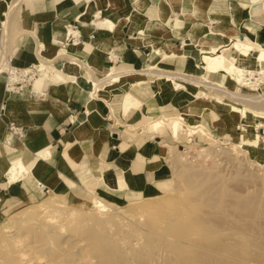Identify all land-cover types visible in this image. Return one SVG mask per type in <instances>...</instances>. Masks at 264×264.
I'll return each instance as SVG.
<instances>
[{
	"label": "crops",
	"instance_id": "obj_1",
	"mask_svg": "<svg viewBox=\"0 0 264 264\" xmlns=\"http://www.w3.org/2000/svg\"><path fill=\"white\" fill-rule=\"evenodd\" d=\"M6 1L0 0V21ZM25 1L22 27L27 31L13 45V64L29 66L37 61L39 54L52 58L58 48L68 45L87 54V57L77 58L89 62L96 74L105 73L111 67L127 68L133 70V77L91 98L89 75L84 65L51 78L35 75L27 82L30 86L20 91L7 90L5 73L0 75V219L50 190L67 194L76 186L107 191L114 198H123L144 193L151 184L156 188L164 185L170 174L162 160L165 149L161 141L166 139L160 137L178 138L185 130L174 137L173 125L168 124L149 137L141 124L154 117L170 118L184 112L192 122L203 121L214 132L216 120L209 116L210 110L205 111L206 108L192 102L198 90L196 85L189 83L195 87L194 93L178 112H173L165 101L157 99L163 91L168 94L172 87H162L154 93L152 75H144L140 79L142 83L137 85L135 81L142 75L134 70L160 64L166 70L194 73L199 63L198 45L228 43V39L239 32L235 17L243 20L252 34L264 37V0H168L171 9L167 8L164 13L160 11L159 0H145L142 11L145 16L157 21L159 17H170L171 24L154 23L150 28L137 25L131 30L123 15L132 7L133 0ZM86 4L90 10L83 18L81 14ZM95 12L100 13L96 21L107 17L115 22L114 27L109 28L106 23L93 24ZM69 24L81 31L77 42H66ZM172 27L176 33L180 30L181 35ZM191 32L196 36L195 42L186 45ZM112 54H116L115 59ZM251 56L243 57L249 61ZM53 61L58 62H53V67L60 69L64 68L66 58L57 57ZM207 75L219 83H226L230 77L222 72ZM54 84L58 89H54ZM186 93V89L178 91L182 96ZM213 104L221 110L215 98ZM225 104L227 109L231 105L228 101ZM87 110H94V115L89 117ZM228 110L221 111L231 112ZM236 125L237 122L229 120V127L241 132L242 128ZM10 127L21 129L20 135ZM217 127L220 133L224 131L223 125L217 124ZM7 135L10 136L6 140ZM43 151H48V155L40 159ZM18 157L29 171L21 179L11 181L5 169ZM108 178L111 181H107Z\"/></svg>",
	"mask_w": 264,
	"mask_h": 264
},
{
	"label": "bare ground",
	"instance_id": "obj_2",
	"mask_svg": "<svg viewBox=\"0 0 264 264\" xmlns=\"http://www.w3.org/2000/svg\"><path fill=\"white\" fill-rule=\"evenodd\" d=\"M11 1L15 7L18 0ZM144 1L133 0L132 7L124 13L123 18L128 29L131 30L137 25L150 28L154 24L152 19L142 12L145 6ZM159 5L161 13H164L167 8L171 9L168 0H159ZM87 6L89 8V5ZM233 9L237 11L235 8ZM84 12L82 11L81 17ZM99 16V12L93 14L91 20L93 24L106 23L109 28L114 27L115 22L107 17L101 22L96 21L95 19ZM167 19L159 17L156 22L159 26H170ZM161 21L163 25H161ZM234 21L239 25V32L234 33L228 39L229 43L224 46L208 45L199 48L198 57L204 73L171 71L157 66V64L134 71L141 75H152L150 81L154 93L165 85L176 89L181 88L184 86L182 82L184 81L198 87L215 89L233 100H248L255 112L258 107L264 106V91L240 93L217 85L206 77V72H228L236 82L249 85V87L257 84V81L264 80V37L252 34L250 28L238 17H235ZM193 27L197 28V26ZM67 30L68 34L74 36V42H77L80 37L78 29L69 25ZM6 34L2 33L0 36V58L5 53ZM195 39L194 32L189 33V42L186 45L195 42ZM39 46H43L42 42ZM154 52H157V49ZM239 53L244 56L252 53L251 55L255 59L248 61L243 56L237 57ZM172 54H174L173 51ZM80 55L86 56L87 54L77 47H73L71 50L60 47L57 49L55 57L45 58L39 54L38 56L41 58L39 64H30V67L26 66L21 71L27 72L33 67V72L37 74L36 78H42L45 74V67L49 66L48 60L65 57L66 67L64 70L69 73L73 71L74 66L84 65L85 68H89L91 85L89 96L91 98L95 97V92L103 90L104 87L112 88L121 85L128 78L133 77V70L127 68L117 70L112 67L100 76L89 67L87 62H82L77 58ZM115 55L112 54L111 57L115 59ZM2 68L3 65L0 64V70ZM15 68L11 62L5 68V76L8 75V81L11 84L18 80ZM255 74L257 75L255 76ZM141 83V80L135 81L137 85ZM27 85L30 86L29 83L22 84L21 87L14 88V90L23 89ZM53 86L54 89H58L56 84ZM183 89L181 88L179 91ZM32 90L33 88L30 89V91ZM199 92L195 93L193 98L204 94L203 90H199ZM127 95L131 96V94ZM215 100L217 104L221 103L219 98H215ZM231 108L235 112H243L241 107L234 104L231 105ZM90 112L87 111V114L92 117ZM255 113L258 117L256 127H263L264 115ZM164 116L152 118L148 120V123L141 124V128L148 132L147 136L153 137L156 131L166 128L167 123L170 122L173 123L172 135L174 137H178L185 130L183 134L191 140L192 134L205 129L200 123L186 124L182 115L170 118ZM207 134L211 135L208 132ZM239 135L238 142L221 139L215 143V147L212 146L209 150L207 147L211 145L201 146L200 150L195 152L196 156L202 154L209 156L211 155L208 154L209 152L215 151L217 156L222 153V156H225L222 160L226 158L227 161H233V165L238 161L235 164V169L238 167L239 172H249L247 174L253 177L255 172L252 169L249 170L253 164L250 162L243 166L244 163L240 160L239 155L245 144L264 145V137L260 138L258 133L250 134L246 131L240 132ZM161 143L167 147V153H165L167 159H165L172 163L180 159L182 162L185 159L183 157H186V152L193 150L191 141L187 142L185 155L182 157L175 151L174 145L165 140H162ZM47 155L48 151H43L40 152L39 157L41 159ZM212 157L215 158V155ZM229 165H231L230 162ZM185 169L187 170L184 167L183 170L186 171ZM189 170L183 175V185H185L182 191L183 203L174 208L172 204L175 201L164 199L166 196H162L159 200H153L144 205L138 204L135 207L139 208L138 210L145 209L144 207L149 205L158 208L146 210L135 219L126 221L110 213L109 210L113 205L97 195L88 198L91 207L97 211L92 213L79 211L73 206H65V194L61 191L52 192L47 198L45 210L34 209L24 212L23 217L14 221L16 226L14 228L17 231H12L13 233L8 231L0 237V264H264V183H259L258 188H255L254 191H249L246 188V190H234L226 182L228 181L227 175L223 176L218 172ZM28 171L29 168L18 157L12 159L5 169V174L12 181L21 179L22 175ZM260 179L264 181V173L260 174ZM74 203L81 202L76 198ZM159 258L162 260L159 261Z\"/></svg>",
	"mask_w": 264,
	"mask_h": 264
},
{
	"label": "rangeland",
	"instance_id": "obj_3",
	"mask_svg": "<svg viewBox=\"0 0 264 264\" xmlns=\"http://www.w3.org/2000/svg\"><path fill=\"white\" fill-rule=\"evenodd\" d=\"M25 2H26L25 0H22V1L18 0V2H16V4H15L16 6L14 7L13 1H11V0L6 1L5 11H4L2 19L0 21V36L2 33H7L6 34L7 35V38H6L7 41H6L5 46H4L5 53L0 58V64L3 65V68L0 70V75L2 73H5V75H6L5 68L9 62H11L13 64V62H12L13 45L15 44L16 39H18V37L22 33L27 31L26 29H24L22 27V24L24 23L23 16L25 15ZM171 5H172V9H173V1H172ZM174 5L177 6V3H174ZM89 10H90V8H88L87 4L84 5V8L82 10V11H85L83 14V18L85 17L84 16L85 13H87ZM169 20H170V17H169V19H167V23L171 24L169 22ZM152 21L155 23L157 20H152ZM161 25H163V22L161 23ZM78 31H80V30H78ZM173 31L176 33V30L173 29ZM176 34L181 35L180 30ZM229 42L230 41H228V43ZM203 43L205 44L206 42L204 41ZM216 45H218V44H216ZM224 45L225 44H223L221 46H224ZM198 46L201 47V45H198ZM218 46H220V44ZM61 47L67 48L68 45L61 46ZM68 48H69V50H71L70 47H68ZM248 55H249V53H248ZM248 55H246V56H248ZM239 56H244V55L239 53L237 55V57H239ZM40 59L41 58L38 57L37 61L34 62V64L35 63L39 64ZM251 59L254 60L255 57L251 56L250 60ZM53 60L47 61L49 63V66L45 67L44 77H50L51 78L55 74L60 75L63 72H67L66 70H64V68L66 67V62H65L64 68L57 69L56 67H53L52 63L54 62V64H55L58 62L53 61ZM198 60H199V57H198ZM87 63H89V62H87ZM190 63L191 62L189 59L188 66L190 65ZM31 64H33V63H31ZM200 64L201 63L199 60V63H197V66L193 69V72L195 74L204 73L202 71V68L200 67ZM245 64L247 65V63H245ZM13 65L15 67H18L16 64H13ZM159 66H161V65L159 64ZM263 66H264V62H263ZM161 67H163V66H161ZM32 71H34V68L32 69ZM89 71H90L89 68H86V73L90 77ZM185 72H187V71H185ZM220 72L223 73V71L211 72V73H220ZM207 73H210V72H206V74ZM103 74L104 73L98 74V75L102 76ZM224 74L229 75L228 72L224 73ZM256 75L257 74H255V76ZM36 76H37V74H36ZM143 77H144V75H142L141 78H137V79L140 80ZM206 77L209 80H211L212 82L216 83L217 85L225 86L231 90H234V91H237L240 93H243V92L244 93H247V92L257 93L259 91L261 92V90L264 91V80L257 81L256 82L257 84H254V86L250 85V87H249V85L236 82L234 80V78H231V77H229V81H227L226 83H219L217 81H213L208 75H206ZM182 82H183L184 86L181 88L182 89L184 88L187 90V93L185 95L182 96V95L178 94V91L181 88L176 89L170 85H165V87H167V89L172 87L168 94L165 93L166 91L165 92L161 91L162 96L159 97L157 95L158 96L157 99L160 100L161 102L165 101V104H167L169 106V109L173 112L174 111L178 112L180 110L182 104L186 103L188 101V98L190 97L191 93H194V91H195V87L190 86L189 83H186L184 81H182ZM21 84H23V82H21ZM191 84H193V83H191ZM25 87H23V89ZM108 88L109 87H104L103 90L108 89ZM197 88H198V90L196 91V93L199 92V90H203L204 94L201 95L200 97L193 98L192 102L194 103L195 106L198 105V107H200V108H202V107L206 108L205 111L210 110L209 116L210 117L212 116L213 119L216 120L215 128H214L215 131L212 132L211 129L208 128L203 121H200L199 123L201 125H203V128H205V129H203V131H201L203 136H200L198 133H196V134H193L191 136V140H189L185 134L180 135L178 138H172V137H169V135H164V136L160 137V138H165L169 144L174 145L175 151L181 156L185 155L187 142L191 141V149H193V150H191V152H186V155H185L186 157L182 156L183 158H185L182 160V162L180 161L181 160L180 159L179 161L172 163V162H169L168 160H166L167 159L165 156L166 155L165 153H167L166 152L167 151L166 145L162 146L163 149L166 150V151L163 150L164 154H163L162 160H163L165 167L167 168V170L169 171V174H170L169 175L170 178H169L168 182H166L164 185H162L159 188H156L154 185L151 184L147 187L146 192L141 193V194H132L130 196H126L123 198H114L107 191H101V190L99 191L97 189H85V188H79V187L74 186L73 188L70 189V191L67 194H65V201L67 204V205L65 204V206H67V207L73 206L77 210H79V211L81 210L84 212H92V213L97 212L93 207H91V204L88 200L89 197H93V195H97V196L103 198L104 200H106L107 202H109L113 205L111 207V209L109 210L110 213L114 214L115 216H117L119 218H122V220H125V221L135 219L136 217L142 215V213H144V211H146V210L147 211L149 209L155 210L156 208H158L157 206L149 205V206H145L144 207L145 209L138 210L139 208H135V207L138 204L144 205L146 203L152 202L153 200H159L162 198V196H166L164 199H167V200L169 199L172 202L175 201V203H173L172 205L174 206V208H176L178 206V204L183 203V201H184L183 196H182V191L185 188V185H183L184 184V181H183L184 176L183 175L185 174V172L188 169H190L189 171H197V172L206 171V172H215V173L218 172V173H222L223 176L227 175L226 178L228 181H226V182H228L227 184L230 186V188H233L234 190H238V189L239 190L240 189L246 190L247 189L249 191H254L255 188H258L259 183L263 184L264 181L262 179H260V174L264 173V145L263 144H259L256 146L251 145V144H245L241 148L242 153L239 155V157H241L243 159L240 158V160L244 163L243 166H246L247 163H250V162L253 164L251 166L252 168H249V170L252 169V171L255 172L253 177L251 175L247 174L249 172H243V173L239 172L237 170L238 167H237V169H235L236 168L235 164H237L238 161L235 162V164L233 165V163H234L233 161H229V160L227 161L226 158H224V160H222L223 157H225L224 155L222 156V153L221 154L219 153L217 156L216 155L217 153H215L216 152L215 151V152H212L213 154L209 152L208 154H211L209 156L206 154L196 156L195 152L200 150L201 146L206 147V146L211 145V146L207 147L209 150L210 147H212V146L215 147L216 146L215 143H218V141L221 139L222 140L227 139L231 142H238L240 140V137H239L240 132L237 133V131H235L234 129H231L229 127V120H233V121L237 122L236 126L242 128L241 132L246 131L250 134L258 133L260 138H263L264 137V128L263 127L264 126L259 127V128L256 127V120L258 117H257V113H255V112H258L261 115L262 114L264 115V106L258 107L257 110L254 112V107H252V105L250 104V102L248 100H233V99H230L227 95L219 93L215 89H208V88H203V87H198V86H197ZM18 91H20V90H18ZM99 91H102V90H99ZM99 91L95 92V97L98 95ZM93 98H94V96H93ZM214 98H219L221 100V103H219L220 105L218 104L220 107H222L221 110L226 111L229 109L231 112L227 113V112H223V111L219 110L213 104ZM226 101L230 102L231 105L234 104L236 106L241 107L243 109V112L239 111V112L235 113V111L232 110L231 105L227 106L228 109L225 108L224 106L226 105L225 104ZM87 111H89V110H87ZM94 112L95 111L93 110L92 112H90V114L93 116ZM177 115H182L185 118L186 124L187 123L198 124V122H192L191 118L187 115V113L183 112V113L177 114ZM239 115H241L242 117H240ZM203 117H206V116H203ZM154 118H157V117H154ZM244 120H247V122L249 123V127H248V123ZM168 124H173V123L170 122V123H167V125ZM217 124L223 125V127H224L223 132L220 133L218 131ZM248 128H249V131H248ZM207 132L210 133L211 135H208ZM193 153H195V154H193ZM193 155H195L197 157V159ZM213 155H215V158L212 157ZM219 159H221V160H219ZM225 160L227 161V163ZM223 162L226 164H224ZM229 162L231 165H229ZM233 166H235V167H233ZM184 167L187 168V170L185 169L186 171L183 170ZM183 171H184V173H182ZM259 172H260V174H259ZM182 176H183V178H182ZM106 180L111 181V178H108ZM55 191H57V190H50L49 192H44L37 199H35L29 203H26V204L18 207L17 209H14L10 213H7L4 217H2L0 219V237L2 235H5V233H8V231H9V233H10V231H11V233H13L14 231H17V230H15L16 226H15L14 221H17L21 217H23L24 212L32 211L34 209L45 210L44 206L46 205L47 198H49L50 194L52 192H55ZM76 198L79 199V201L81 203L75 204L74 199H76ZM6 236H7V234H6ZM6 236H3V237H6ZM161 260H162V258H159V261H161Z\"/></svg>",
	"mask_w": 264,
	"mask_h": 264
},
{
	"label": "built area",
	"instance_id": "obj_4",
	"mask_svg": "<svg viewBox=\"0 0 264 264\" xmlns=\"http://www.w3.org/2000/svg\"><path fill=\"white\" fill-rule=\"evenodd\" d=\"M70 25V24H69ZM72 27H76L75 25H73ZM67 41H71V42H74L75 41V39H74V36L72 35V34H67V36H66V42ZM78 41V40H77ZM30 67V66H29ZM24 67H16L15 69V71L17 72V74H18V80H16V81H14L13 82V84H11L9 81H8V75H7V77H6V81H5V88L7 89V90H14V88H18V87H21L22 86V84H21V82H23V84H25V83H27V82H29L31 79H32V77H34L36 74H35V72H33L32 71V69H33V67L31 68V70H29V71H27V72H23V71H21V69H23ZM253 79H254V77H253ZM11 131H13V132H16V133H18L19 135H20V133H21V129L19 130L18 128H14V127H10L9 128ZM10 135H7L6 137H5V139L7 140L8 139V137H9Z\"/></svg>",
	"mask_w": 264,
	"mask_h": 264
}]
</instances>
